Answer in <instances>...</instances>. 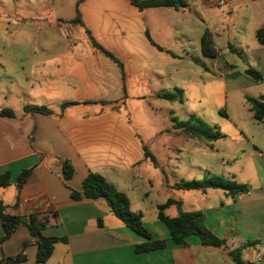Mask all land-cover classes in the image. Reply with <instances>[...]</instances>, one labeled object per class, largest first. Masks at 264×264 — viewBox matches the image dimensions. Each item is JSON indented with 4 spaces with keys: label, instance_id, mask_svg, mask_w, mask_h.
<instances>
[{
    "label": "crops",
    "instance_id": "0c3cea01",
    "mask_svg": "<svg viewBox=\"0 0 264 264\" xmlns=\"http://www.w3.org/2000/svg\"><path fill=\"white\" fill-rule=\"evenodd\" d=\"M214 8H226L231 16L240 11L250 13L248 25L242 28L246 38L238 43L239 46L235 48L230 42L223 43L227 50L232 46L240 54L246 51L251 62L242 71L255 66L263 78L264 46L257 41L256 32L264 27V0H232L223 7L212 6L206 0H185V6L181 8L144 10L129 0H82L78 9L83 25L72 22L85 29L83 36L90 43H76L67 38L72 34L71 30H58L61 43L34 49L29 46H20L16 50L0 47V57L4 55L0 60L1 81L5 86L0 92V112L10 110L14 115H0V177L6 173L10 175V185L0 186V202L8 207L18 204L16 210H7L12 215H44L43 234L66 239L54 245L51 257L44 263L37 261L38 246L30 245L25 252L27 260L18 264H222L224 254L234 261L229 253L235 250L241 251L242 264H264V146L251 141L245 135L244 127L236 124L235 128L244 136L240 143L242 159L248 161L238 167L240 178L235 163H231L225 172L211 173L207 169L203 174L223 175L246 185L247 190L235 195L222 190H194L192 192L200 193L187 198L176 197L184 212L203 211L207 227L226 240L223 248L207 247L213 249L211 252L186 253L184 248L202 246L198 238L191 237L190 245L186 247L176 246L164 223L158 219V206L167 202L168 195L172 194L169 191H182L171 187L185 179L169 182L156 145L133 127L124 110L129 75H142L140 70H135L139 68L140 59L134 53L147 46L171 52L173 46L183 43L190 33L199 34L201 38L206 32L210 35L219 54L206 57L218 66L223 63L224 76L245 77L241 72L228 69L237 61L229 63L221 59L211 31L213 26L217 27ZM194 14L201 19L194 21ZM126 15L129 20L137 21V29L120 27L118 35L107 33L103 28L97 34L88 20L98 17L100 21H116ZM87 29L104 50L127 61L130 72L127 73L123 64L124 76L120 70V78H110L109 65L100 59L106 55L88 38ZM135 34L138 40H129L125 44V39L129 36L133 39ZM118 36L122 40H117ZM121 84L124 98L120 96ZM155 96L160 98V95ZM68 102L80 104L62 112V105ZM27 106L46 107L53 114L26 113ZM146 150L154 159L146 155ZM65 161L74 168L70 179L64 175ZM143 165H147V171ZM24 170H31V174L19 189L18 179ZM89 174L103 176L124 193L131 210L143 214V222L154 239L165 240L167 247L137 254L136 246L145 239L129 230L114 215L105 198H73V191L83 192L84 180ZM157 191L163 197L160 200L153 198ZM195 203H202V208L193 206ZM172 207L178 209L175 205ZM3 235L0 220V237ZM33 240L27 227L19 226L13 236L0 245V264H5L4 257L17 255L25 242Z\"/></svg>",
    "mask_w": 264,
    "mask_h": 264
},
{
    "label": "rangeland",
    "instance_id": "374dc122",
    "mask_svg": "<svg viewBox=\"0 0 264 264\" xmlns=\"http://www.w3.org/2000/svg\"><path fill=\"white\" fill-rule=\"evenodd\" d=\"M81 4L82 0H0V47L16 50L20 46H29L28 48L34 49L61 43L57 36L58 30H71L72 34L67 35V38L76 43H86L83 36L85 29L72 22L77 17ZM213 11L216 13L217 27L213 26L211 31L215 35L221 59L229 63L237 61L236 66H229L228 69L235 73L241 72L245 77L224 76L223 63L218 66L203 55L202 38L199 34L190 33L183 43L173 46L171 52L159 51L151 46L141 47L134 54L140 59L139 68L135 70H140L142 75L138 77L132 74L127 79L125 113L133 127L144 134L153 146L156 145L155 150L171 183L180 179L202 180L208 176V173L206 176L203 174L205 170L208 169L211 173H219L220 170L225 172L231 163H235L234 168L237 167L236 172L240 178L238 167L248 161L242 159L243 149L240 143L244 136L235 128L236 124L244 127V133L251 141L264 146V124L253 119L246 100V96H264V77L261 81H256L245 73L246 70L243 72L244 66H250L249 54L245 51L233 55L223 43L227 41L235 48L239 46L238 43L245 37L242 28L248 25L250 13L240 11L231 16L226 8H214ZM220 11L223 13L219 14ZM193 17L194 21L201 19V16L196 14ZM88 20L97 34L101 33L100 28L115 35L120 34V27L137 29V21L129 20L127 15L125 18L120 16L116 21H100L98 17ZM98 22L101 24L98 25ZM116 38L122 40L120 36ZM138 38L136 34L133 39L129 36L125 39V44L129 40L137 41ZM102 56L100 59L110 67L108 76L114 80L116 77L120 78V67L118 68L111 59ZM1 59H4V55ZM8 59L12 61L10 57ZM120 61L126 65L127 73L130 72L129 63L121 59ZM253 69L257 70L255 66ZM2 75L3 69L0 66V92L5 89L4 81H1ZM120 91V96L124 98L122 84ZM162 94L182 95V101L179 97L177 101L171 102L155 96ZM192 115L212 127H217L224 137L207 142L181 134L173 118L186 121ZM221 162H224L223 165ZM142 167L147 171V165ZM250 172L251 170H248V173ZM158 192L153 198L160 200L163 197ZM170 193L172 194L168 197L176 200L178 197L187 198L188 195L200 192L169 191ZM193 206L202 208V203H195ZM155 214L156 212L153 213ZM178 214L176 207L166 211L167 216L175 217ZM183 251L207 253L213 249L199 246L198 249L184 248ZM221 257L222 264H237L225 254Z\"/></svg>",
    "mask_w": 264,
    "mask_h": 264
},
{
    "label": "trees",
    "instance_id": "16d2710c",
    "mask_svg": "<svg viewBox=\"0 0 264 264\" xmlns=\"http://www.w3.org/2000/svg\"><path fill=\"white\" fill-rule=\"evenodd\" d=\"M131 4L138 7L140 10L146 8L156 7H172L181 8L185 6V0H129ZM260 1V0H255ZM74 22L83 25L81 14L78 10V15L74 19ZM87 34L91 42L99 47L104 54L109 57L112 61L117 63L124 76L123 63L112 53L104 50L98 42L92 36L90 30L87 29ZM256 39L260 45L264 46V27L256 32ZM231 53H236L232 46H229ZM202 52L207 57L218 56L219 52L214 48V44L208 33H205L202 37ZM245 73L252 77L256 81L262 80V75L259 71L249 68L246 69ZM181 92V91H179ZM161 98L167 101H177L180 98L182 101V95H171L162 94ZM179 97V98H178ZM250 110L253 114L255 121L264 124V97L254 98L246 97ZM91 102V101H87ZM101 104H106V101H100ZM80 103L68 102L62 105L61 111L63 112L67 107L75 106ZM26 113H41L46 115L53 114V111L42 106H27L25 107ZM0 115L14 116L10 110H2ZM174 123L177 124V128L186 137L192 139H199L204 141H215L223 138L224 135L220 132L217 127H212L201 118L192 115L186 121H179L173 118ZM146 155L154 159L146 150ZM31 174V170H24L19 176L17 187L20 189L26 182L27 178ZM74 174V168L69 161L64 162V175L66 179H70ZM10 175L8 173L0 177V186L7 187L10 185ZM172 189L182 191H202L207 190H222L228 195H235L240 192L247 190L246 185H240L232 179H228L223 175H212L206 176L202 180H191V181H180L172 186ZM72 196L75 199L86 198H105L114 213V215L132 232L145 239L142 244H138L135 248L137 254L150 253L159 250H164L167 247L165 240H155L151 231L145 226L143 222V214L141 212H134L131 210L130 201L128 197L119 192L112 184H110L103 176L99 174H89L84 180V190L81 193L75 191L72 192ZM177 206L179 214L175 217H169L166 215V210L171 206ZM18 204L8 207L0 202V220L4 228V235L0 237V245L6 240L11 238L16 232L19 226L24 225L29 230L33 241H28L23 244L21 251L12 257H4L3 261L5 264H18L27 260L26 250L32 245L38 246L37 261L39 263L46 262L52 255L54 245L59 241H66L65 238L58 237H47L43 234L45 227V216L41 214H32L28 217H22L19 215H12L7 210H16ZM158 219L164 223L167 228L171 240L176 246L186 247L190 245V238H198L200 244L204 247L211 248H223L226 244V240L219 238L213 231H211L205 221L206 214L203 211H192L184 212L181 209V202L173 198H169L165 204L158 206ZM240 250L230 252V256L237 264H242L240 258Z\"/></svg>",
    "mask_w": 264,
    "mask_h": 264
},
{
    "label": "built area",
    "instance_id": "2783aa9c",
    "mask_svg": "<svg viewBox=\"0 0 264 264\" xmlns=\"http://www.w3.org/2000/svg\"><path fill=\"white\" fill-rule=\"evenodd\" d=\"M210 5L215 7L227 6L232 0H206Z\"/></svg>",
    "mask_w": 264,
    "mask_h": 264
}]
</instances>
